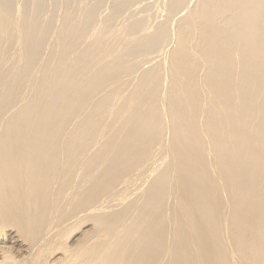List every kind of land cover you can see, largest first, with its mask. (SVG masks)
Segmentation results:
<instances>
[{"label": "bare ground", "instance_id": "1", "mask_svg": "<svg viewBox=\"0 0 264 264\" xmlns=\"http://www.w3.org/2000/svg\"><path fill=\"white\" fill-rule=\"evenodd\" d=\"M0 264H264V0H0Z\"/></svg>", "mask_w": 264, "mask_h": 264}]
</instances>
